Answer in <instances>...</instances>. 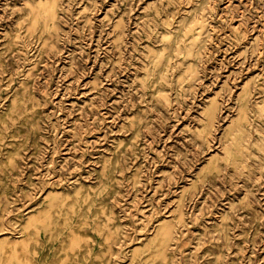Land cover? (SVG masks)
I'll list each match as a JSON object with an SVG mask.
<instances>
[{"label":"rangeland","instance_id":"obj_1","mask_svg":"<svg viewBox=\"0 0 264 264\" xmlns=\"http://www.w3.org/2000/svg\"><path fill=\"white\" fill-rule=\"evenodd\" d=\"M0 264H264V0H0Z\"/></svg>","mask_w":264,"mask_h":264}]
</instances>
